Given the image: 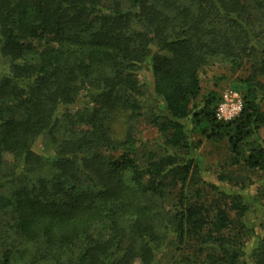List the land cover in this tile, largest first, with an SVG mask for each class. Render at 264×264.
I'll return each instance as SVG.
<instances>
[{
  "label": "trees",
  "instance_id": "16d2710c",
  "mask_svg": "<svg viewBox=\"0 0 264 264\" xmlns=\"http://www.w3.org/2000/svg\"><path fill=\"white\" fill-rule=\"evenodd\" d=\"M258 15L264 0H0V215H12L0 264H22L12 243L30 245L28 264H154L166 248L187 264H264V214L249 217L252 200L207 180L212 204L202 188L194 201L189 192L201 179L196 134L227 141L264 176ZM244 56L241 112L219 120L216 93L198 100L199 71L210 59L237 69ZM146 70L165 151L138 157L134 134L115 139L109 122L142 115ZM40 138L51 155L36 149ZM258 195L264 205V186Z\"/></svg>",
  "mask_w": 264,
  "mask_h": 264
},
{
  "label": "rangeland",
  "instance_id": "374dc122",
  "mask_svg": "<svg viewBox=\"0 0 264 264\" xmlns=\"http://www.w3.org/2000/svg\"><path fill=\"white\" fill-rule=\"evenodd\" d=\"M245 3L248 5L251 15L255 16L258 13L255 2L245 1ZM257 17H259V19L252 22V28L254 29L252 36L256 40L259 39L263 41L264 17L262 18L259 15ZM262 43L264 44V42ZM258 51L254 52L256 55L253 58L254 61H257L260 57V48ZM248 59V57L244 56L242 61L247 62L237 69H233L229 62L210 59L199 71L201 95L198 100L209 91L216 93L219 102L225 90L236 91L242 97L239 91L240 89L236 85H238V78H245L251 71L249 67L251 62H249ZM138 82L142 90V93L137 95L141 105L140 112L142 115L132 120L129 117V110L117 111L109 122L110 133L115 139L119 140H125L129 134L133 133L137 139L136 146L138 147V157H143V155L145 156L149 152L160 155L165 151L163 147L164 137L152 123L153 113L157 112L158 100L155 99L151 93V78L147 70L139 73ZM80 115L82 116L83 113L81 112ZM261 135L264 136L263 130L261 131ZM193 139L200 140L201 142L199 148L196 150V154L201 160V168L197 170L201 179L199 183L192 185L190 188L189 192L192 201L196 199L192 194L198 188L203 189L201 191V197L207 203L212 204L213 200H217L219 195L203 183L207 180L208 182L216 183L223 187L227 186L230 191H238L245 194V196L253 202L251 209L252 211L254 209V213L250 214L249 217L253 218L257 223L263 220L264 205L260 202L261 198L260 195H258V188L264 186L263 174L248 169L242 162H237L236 158L229 151L227 141L223 140L219 143L213 142L201 134L194 135ZM36 149L47 155H51L53 151L49 143L43 138L39 139ZM9 158L12 160L11 156H9L8 159ZM222 175L225 178L220 180L219 178ZM171 191L172 194L168 197V200L173 202L176 190L171 189ZM225 202H227V200ZM166 205L167 204H164V211L160 213L161 215H164L167 211ZM9 223H12L11 213L2 212L0 215V233L6 229L5 227ZM251 243L252 240L248 243V248L251 247ZM12 247L21 255L20 263L28 264L31 262L30 245L26 243H12ZM4 248V244L0 243V256ZM187 250L188 252L192 251L189 249ZM190 258H192V256H190ZM131 264L142 263L139 259L135 258ZM154 264H187V262L180 259L178 250L166 248L162 250Z\"/></svg>",
  "mask_w": 264,
  "mask_h": 264
},
{
  "label": "built area",
  "instance_id": "2783aa9c",
  "mask_svg": "<svg viewBox=\"0 0 264 264\" xmlns=\"http://www.w3.org/2000/svg\"><path fill=\"white\" fill-rule=\"evenodd\" d=\"M242 98L238 92L225 90L221 96L215 111L216 118L222 121H228L241 112Z\"/></svg>",
  "mask_w": 264,
  "mask_h": 264
}]
</instances>
